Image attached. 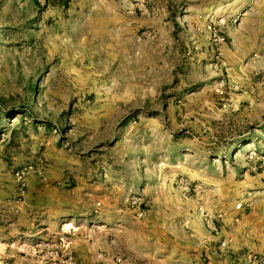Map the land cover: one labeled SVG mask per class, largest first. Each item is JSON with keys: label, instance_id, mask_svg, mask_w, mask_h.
I'll use <instances>...</instances> for the list:
<instances>
[{"label": "rangeland", "instance_id": "rangeland-1", "mask_svg": "<svg viewBox=\"0 0 264 264\" xmlns=\"http://www.w3.org/2000/svg\"><path fill=\"white\" fill-rule=\"evenodd\" d=\"M0 172L74 237L0 264H180L264 208V0H0Z\"/></svg>", "mask_w": 264, "mask_h": 264}, {"label": "crops", "instance_id": "crops-1", "mask_svg": "<svg viewBox=\"0 0 264 264\" xmlns=\"http://www.w3.org/2000/svg\"><path fill=\"white\" fill-rule=\"evenodd\" d=\"M34 179L35 175L28 176V189L22 193L18 191L19 182L15 175L0 172V242L38 245L44 241L59 243L60 240L69 238L73 244L74 237L65 236L64 225L57 221L58 217L65 214L56 213L43 197H36L37 193L42 192L30 188ZM236 217L238 220H234ZM263 218L264 208L257 204H252L249 208L244 206L242 209L229 207L218 231L206 233L205 239H199L195 245H186V251L176 256L175 260L180 264H247L248 252L245 248L250 251L259 249L264 244ZM219 241L220 247H216ZM170 258L172 257L166 256L157 259L153 264H170ZM77 261L79 264H97L90 261L89 253L85 259L78 254ZM24 262L45 264L46 260L43 255L32 254L24 257ZM135 263L126 261V264Z\"/></svg>", "mask_w": 264, "mask_h": 264}, {"label": "built area", "instance_id": "built-area-1", "mask_svg": "<svg viewBox=\"0 0 264 264\" xmlns=\"http://www.w3.org/2000/svg\"><path fill=\"white\" fill-rule=\"evenodd\" d=\"M18 178L21 182V185H24V180H23V176L22 174L18 175ZM242 203H237L235 205V208L239 209L241 208ZM207 216H209L208 214H206ZM222 216L221 213L217 214V218H220ZM210 220L208 222V225L211 226L213 224L212 217L211 215L209 216ZM58 264H76L75 260H74V256L72 255L71 252H66V254H64L63 258L60 260V262ZM247 264H264V252L262 253H257V252H252L249 254L248 257V261Z\"/></svg>", "mask_w": 264, "mask_h": 264}]
</instances>
